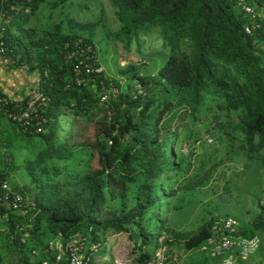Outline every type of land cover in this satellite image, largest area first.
Masks as SVG:
<instances>
[{
	"label": "trees",
	"instance_id": "16d2710c",
	"mask_svg": "<svg viewBox=\"0 0 264 264\" xmlns=\"http://www.w3.org/2000/svg\"><path fill=\"white\" fill-rule=\"evenodd\" d=\"M109 1L118 21L114 36L126 48L137 40L139 50L141 37L152 32L167 47L155 73L143 74L145 64L139 63L119 69L123 83L109 79L105 71L77 75L73 63L86 56V45L94 49L89 25L82 32H63L59 21L41 32L28 25L43 5L54 10L64 0H0V15L10 18L0 38L6 54L17 69L37 72L46 99L43 132L23 131L0 116V127L4 120L15 125L32 154L25 161L29 184L10 187L22 195L24 205L14 210L0 204L6 223L0 229V264L12 246L20 252V264H37L41 256L31 260L25 248H42L58 232L69 235L82 224L101 243L100 234L106 231L126 232L135 240L137 264L152 261L160 237L167 246L174 236L185 249H199L220 216L187 233H178L165 216L169 208L179 212L185 207L176 199V189L168 192L165 186L186 158L175 152L178 131L172 124L179 112L196 122L203 108L215 105L234 116L237 154L246 158L248 167L264 165V0ZM74 50L76 55L68 59ZM112 86L119 90L117 97L100 102L101 91ZM101 111L96 138L75 136L66 128L59 135L62 116L89 119ZM214 128L223 129V123ZM2 147L0 138V151ZM7 178L0 165V179ZM205 179L194 174L185 187L198 188ZM238 219L240 234L258 237L259 247H264V204L249 223ZM29 222L30 237L20 243L19 226ZM254 253L240 264H248ZM202 264H220V257L206 254Z\"/></svg>",
	"mask_w": 264,
	"mask_h": 264
},
{
	"label": "rangeland",
	"instance_id": "374dc122",
	"mask_svg": "<svg viewBox=\"0 0 264 264\" xmlns=\"http://www.w3.org/2000/svg\"><path fill=\"white\" fill-rule=\"evenodd\" d=\"M262 9L264 13V7ZM7 20L9 21L10 18ZM56 21L61 24L60 28L63 32H82V27L89 25L87 30L92 33L97 59L109 79L119 78L123 83L124 78L119 76L118 71L128 64L144 63L141 72L149 74L155 73L165 61L163 57L168 49L162 46V40L156 32L141 37L142 46L139 50H137V40L126 48L114 36L118 29V21L109 0H64L63 4L54 10H50V6L45 4L32 16L28 25L36 27L41 32L49 29ZM7 24L10 23L5 21L4 25ZM29 75L31 86L38 81V75L36 71H29ZM0 77L1 88L14 87L18 84L17 77L15 79L13 74H4ZM7 90L14 93V88ZM103 113L104 111L97 112L89 119L64 115L60 118L62 129L59 135L66 128L75 136H89L94 139L97 137L100 125L97 121L102 118ZM227 121L231 123L227 124ZM234 121V116H227L225 111L211 105L209 110L203 108L196 122L183 112H179L173 122V130L177 128L178 131L175 152L178 158L181 154L186 158L182 162L180 172L170 177L165 182V186L168 192L176 189L175 197L184 203L185 207L179 212L169 208L165 216L178 233L190 232L211 216L221 217L225 213L236 217L238 221V218H242L244 222L249 223L258 206L264 204V165L248 167L246 158L237 154L240 150L239 142L237 139H232L231 131ZM218 123H223V129H213ZM0 129L3 146L0 151L1 169L8 173L7 180L10 187L17 189L29 184L30 177L25 161L31 158L32 154L26 139L15 125L4 120ZM190 151L193 154H190ZM194 174L201 178L206 177L204 184L198 188L185 187ZM4 220L0 216V229L6 227ZM80 229L85 232L86 225L82 224ZM100 238L103 243L99 252L94 255L96 264H137L135 240L126 232L106 231L100 234ZM171 238L172 243L170 242L169 253L167 252L168 258L170 255L171 257L167 259L166 264H202L203 257L207 253L198 248L187 250L183 247L180 238L174 236ZM159 242L161 245H166L161 243V237ZM259 248L254 253L259 257L249 259L248 264H264V248L263 250ZM10 249V252L4 254L3 264H20L19 250L13 246ZM24 253L29 259L34 260L28 248H25ZM175 256L176 260L173 259Z\"/></svg>",
	"mask_w": 264,
	"mask_h": 264
},
{
	"label": "built area",
	"instance_id": "2783aa9c",
	"mask_svg": "<svg viewBox=\"0 0 264 264\" xmlns=\"http://www.w3.org/2000/svg\"><path fill=\"white\" fill-rule=\"evenodd\" d=\"M246 11L252 13L253 8L246 7ZM5 21L8 22L3 15H0V38L6 30ZM245 30L247 32L251 31L248 27ZM76 47H80V44H77ZM84 52L86 56L73 63L75 74L102 73L104 68L98 61L92 46L86 45ZM75 55L76 51L74 50L68 52L67 57L71 59ZM0 58L7 66H14L13 59L6 54V46H4L2 40H0ZM118 93L119 90L115 86L110 87L108 90L103 89L100 94V102L108 103L110 97L115 98ZM45 100L43 92L39 89L38 82L23 93L18 91L17 94L15 92L13 95H8L1 91L0 116L6 118L23 131L43 132L46 119L41 113L44 112L43 104ZM0 189V204L11 207L14 210H20L24 205L22 195L18 192H12L8 182L1 179ZM31 226V222L19 226L22 231L19 238L20 243L27 242L30 237L27 228ZM238 226L239 222L237 219L230 215L216 219L211 226L212 235L206 239L200 250L212 257L219 256L220 264H240V260L247 259L250 254L257 250L260 240L256 236L248 238L237 235ZM101 246L102 243L99 240L92 239L90 233L77 230L69 235L58 232L42 248L32 246L30 253L34 259L41 256L37 264H60L63 260L67 264H91L94 261V255L99 252ZM167 252L169 253L166 245L159 246L153 256V263L166 264L170 259ZM224 253H226L225 256L223 255ZM50 255L53 257L52 261L49 260ZM173 259L176 260V256Z\"/></svg>",
	"mask_w": 264,
	"mask_h": 264
},
{
	"label": "crops",
	"instance_id": "0c3cea01",
	"mask_svg": "<svg viewBox=\"0 0 264 264\" xmlns=\"http://www.w3.org/2000/svg\"><path fill=\"white\" fill-rule=\"evenodd\" d=\"M11 67H13L14 68V66H11ZM10 66H7V64L0 58V76H4V74H13L14 75V77H15V79H16V77H17V82H18V84H16V85H14V87L13 86H10V87H2L1 88V83H0V90L1 91H3L4 93H6V94H8V95H13L15 92H16V94H17V92L18 91H20V92H25L28 88H30L31 86H33V85H31L30 86V84L32 83L31 82V77H30V75H29V71L26 69V68H24V67H22V68H14L13 70L12 69H9V68H11ZM14 72V73H13ZM27 76L28 77H30V78H27ZM0 80H1V77H0ZM7 88H9V89H11V88H14V93H12V92H8V90H7ZM15 96V95H14ZM1 217H3V218H5V216H1ZM237 235H240V236H242L241 234H240V225L238 226V232L236 233ZM243 237H245V236H243ZM263 246H262V248H260L261 250H263ZM199 250H200V248H199ZM201 251V250H200ZM259 257V255H256V254H254L252 257H250L249 259L251 260V259H256V258H258ZM248 262H250V261H248Z\"/></svg>",
	"mask_w": 264,
	"mask_h": 264
},
{
	"label": "clouds",
	"instance_id": "9594fccd",
	"mask_svg": "<svg viewBox=\"0 0 264 264\" xmlns=\"http://www.w3.org/2000/svg\"><path fill=\"white\" fill-rule=\"evenodd\" d=\"M223 216H229V215H223ZM223 216H221V217H223ZM230 216H232V215H230ZM234 217V216H233ZM220 218V217H219ZM235 218V217H234ZM238 221V220H237ZM167 248H168V246H167ZM168 251H169V248H168ZM171 257V256H170ZM151 262H153V261H151Z\"/></svg>",
	"mask_w": 264,
	"mask_h": 264
}]
</instances>
